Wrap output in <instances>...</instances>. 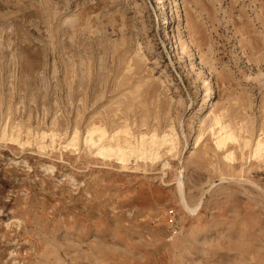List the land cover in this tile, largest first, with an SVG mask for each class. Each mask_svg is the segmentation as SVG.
Masks as SVG:
<instances>
[{"label": "rangeland", "instance_id": "rangeland-1", "mask_svg": "<svg viewBox=\"0 0 264 264\" xmlns=\"http://www.w3.org/2000/svg\"><path fill=\"white\" fill-rule=\"evenodd\" d=\"M0 264H264V0H0Z\"/></svg>", "mask_w": 264, "mask_h": 264}, {"label": "bare ground", "instance_id": "bare-ground-1", "mask_svg": "<svg viewBox=\"0 0 264 264\" xmlns=\"http://www.w3.org/2000/svg\"><path fill=\"white\" fill-rule=\"evenodd\" d=\"M159 1H162V0H159ZM259 145H262V144L260 143V144H258V146H259ZM259 149H260V148L258 147V150H259ZM103 150H104V148H103ZM109 150H110V149H109ZM258 150H257V151H258ZM259 152H260V150H259Z\"/></svg>", "mask_w": 264, "mask_h": 264}]
</instances>
